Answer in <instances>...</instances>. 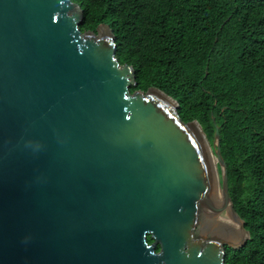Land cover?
Returning <instances> with one entry per match:
<instances>
[{
    "label": "water",
    "instance_id": "obj_1",
    "mask_svg": "<svg viewBox=\"0 0 264 264\" xmlns=\"http://www.w3.org/2000/svg\"><path fill=\"white\" fill-rule=\"evenodd\" d=\"M83 19L0 0V264H225L250 235L219 128L210 144L165 93H131L112 31Z\"/></svg>",
    "mask_w": 264,
    "mask_h": 264
},
{
    "label": "trees",
    "instance_id": "obj_2",
    "mask_svg": "<svg viewBox=\"0 0 264 264\" xmlns=\"http://www.w3.org/2000/svg\"><path fill=\"white\" fill-rule=\"evenodd\" d=\"M71 1L82 32L112 31L117 60L135 71L131 93H165L211 144L219 128L229 196L250 235L224 263L264 264V0Z\"/></svg>",
    "mask_w": 264,
    "mask_h": 264
},
{
    "label": "clouds",
    "instance_id": "obj_3",
    "mask_svg": "<svg viewBox=\"0 0 264 264\" xmlns=\"http://www.w3.org/2000/svg\"><path fill=\"white\" fill-rule=\"evenodd\" d=\"M78 6H79V5H78ZM115 45H116V42H115ZM116 50H117V46H116V49H115V57H117V56H116ZM130 89H131V88H130ZM177 104H178V103H177ZM210 144H211V143H210ZM222 214L225 215V210L222 211Z\"/></svg>",
    "mask_w": 264,
    "mask_h": 264
},
{
    "label": "bare ground",
    "instance_id": "obj_4",
    "mask_svg": "<svg viewBox=\"0 0 264 264\" xmlns=\"http://www.w3.org/2000/svg\"><path fill=\"white\" fill-rule=\"evenodd\" d=\"M231 221H233V220H231V219L227 218V222H231Z\"/></svg>",
    "mask_w": 264,
    "mask_h": 264
},
{
    "label": "rangeland",
    "instance_id": "obj_5",
    "mask_svg": "<svg viewBox=\"0 0 264 264\" xmlns=\"http://www.w3.org/2000/svg\"><path fill=\"white\" fill-rule=\"evenodd\" d=\"M211 142V141H210ZM213 144V143H212Z\"/></svg>",
    "mask_w": 264,
    "mask_h": 264
}]
</instances>
